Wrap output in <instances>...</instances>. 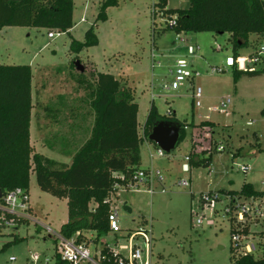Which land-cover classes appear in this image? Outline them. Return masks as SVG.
Wrapping results in <instances>:
<instances>
[{"label":"rangeland","instance_id":"1","mask_svg":"<svg viewBox=\"0 0 264 264\" xmlns=\"http://www.w3.org/2000/svg\"><path fill=\"white\" fill-rule=\"evenodd\" d=\"M104 1L73 0V28L69 32L31 27L0 30V64L30 66L32 70L34 108L30 142L33 151L70 163V155L91 132L93 112L85 85L92 82L98 72L114 75L138 103L140 128L154 106L160 116L174 117L187 129L183 141L162 158H149L150 153L157 151L154 143L149 141L142 145V168L149 169L152 177L158 172L163 184L152 180L153 195L149 194L147 185L120 193L117 208L121 232L116 235L110 232L95 243L90 242L91 256L95 254V247L101 250L104 246L127 256V251L119 248L128 245L126 234L143 229L151 231L149 264H231V228L228 216L223 217L226 201L216 204L214 214L202 208L200 199L208 192H238L245 184L264 192V114L261 113L264 110V75L245 76L236 86L233 72L237 68L226 64L227 59L234 56L230 34H177L169 28V18L156 6L157 0H117L116 6L107 8V20L96 22ZM188 6L189 0H167L166 8L186 9ZM95 22L98 44L75 52L72 41L84 42L87 30ZM50 32L54 33L53 38L48 37ZM189 46L198 47L195 55L188 54ZM261 46L264 47V34L250 35L248 43L239 47L236 59L248 57ZM78 61L83 72L76 66ZM177 61L188 65L189 77L195 72L199 76L193 80L186 78L174 91L164 85L173 80L170 71ZM213 67L225 71L212 75ZM82 78L86 84L79 83ZM238 87L239 95L236 96L235 88ZM197 88L202 91L199 107L193 104ZM228 98L231 104L221 107ZM46 107L58 110V122L50 120ZM204 121L213 122L215 127L193 126ZM249 121H254L253 126L246 125ZM49 122L52 130L48 128ZM75 126L77 136L78 128L81 129L79 145L70 146L58 140L53 147L47 144L48 138L55 133H61L57 135L60 139L65 134L69 137L67 130ZM194 136L203 139L205 148L212 144L207 166L193 167L185 161L192 150ZM63 139H67L66 135ZM218 145L224 147L222 152L215 150ZM235 153L239 154L233 157ZM183 164H187V171L183 170ZM242 166H249L250 170L243 172ZM181 180L188 181L189 186L179 187ZM29 196L39 212L38 219L59 231L68 220L67 201L40 192L34 174L30 177ZM125 206L131 209L130 213L124 210ZM198 219L201 220L199 225ZM211 221L213 224H209ZM252 232H264V217L252 226ZM90 234L88 238H96L95 233ZM135 244L143 250L145 258L142 238L138 237ZM55 247L56 243L42 227L29 224L18 230H4L0 233V264H33L31 255L35 253L43 258L38 264H45L46 258L47 264H56ZM10 257H14L15 262L10 263Z\"/></svg>","mask_w":264,"mask_h":264},{"label":"trees","instance_id":"2","mask_svg":"<svg viewBox=\"0 0 264 264\" xmlns=\"http://www.w3.org/2000/svg\"><path fill=\"white\" fill-rule=\"evenodd\" d=\"M117 4V0H105L96 22L106 21L107 8ZM166 5L167 0H157L156 6L168 20L176 18V25L169 28L177 34H230L233 58L237 57L239 47L248 43L250 35L264 34V0H189L188 8L174 10H168ZM73 7V0H0V30L31 27L69 32L73 28ZM96 22L87 30L84 42L72 41L75 52L98 44ZM241 40L243 42L239 43ZM261 75H264V69L252 73L235 69L234 84L243 76ZM32 79L30 66L0 64V191L2 195L16 188L29 192L30 177L34 174L40 192L67 201L68 220L60 228L62 235L70 238L78 234L79 242L95 243L100 236L110 233V208L105 199L119 181L117 176L129 178L142 169L141 147L145 140L148 141L155 124L162 120L178 123L179 143L185 137L186 125L174 117L160 116L152 106L141 134L137 120L139 106L132 92L123 89L114 75L98 72L92 82L87 83L83 78L79 80L81 84L87 83L85 90L94 118L90 136L68 165L33 151L30 142L34 108ZM45 111L52 122H56L53 119L59 116L58 110L46 107ZM261 113L264 114V110ZM198 126L205 129L213 124L205 121ZM205 154L203 152L189 162L193 167L207 166L211 153L207 157ZM235 156L238 154H233ZM219 192L264 198V192L256 191L250 184L243 185L238 192ZM250 228L247 225L243 232L248 234ZM90 233H95L96 238H88ZM253 234L264 237V232ZM259 249L257 255L233 254L231 264H264V245H259ZM101 257L103 264H113L108 246L101 249Z\"/></svg>","mask_w":264,"mask_h":264},{"label":"built area","instance_id":"3","mask_svg":"<svg viewBox=\"0 0 264 264\" xmlns=\"http://www.w3.org/2000/svg\"><path fill=\"white\" fill-rule=\"evenodd\" d=\"M176 25V18L173 17L169 20V26L173 27ZM49 38L54 37V33H48ZM198 50V47H196ZM196 49L192 46L188 47V54L190 56L195 55ZM227 66L236 67L237 71L242 72H255L257 70L264 69V47L261 46L255 52L250 54L248 57L243 59L228 58ZM188 65L184 61H177L173 70L170 74L173 76V80L169 85H164L166 89L178 90L181 83H183L186 78H188V73L186 72ZM224 68L213 67L211 68V74L222 73ZM199 76V73L195 72L191 77ZM202 91L197 88L193 94V100L196 107L200 106L199 99L201 98ZM231 104V99L228 98L225 102L221 103V107L225 108ZM218 111H221L218 109ZM254 121H249L246 123L247 126H253ZM187 126H185V130ZM202 140V141H201ZM203 139H199L196 136L193 138L192 153L185 157V161L189 162L191 159H196L198 156L202 155L203 152L206 154L211 153L212 144L210 143L209 148L203 147ZM200 148V149H198ZM216 151L222 152L224 147L218 145L215 148ZM164 151L157 146V151L153 154L150 153L149 158L153 160L154 158L164 157ZM196 155V157H192ZM189 168L187 164H183V170L187 171ZM241 170L247 172L250 170L249 166H242ZM118 182L113 185V190L110 192L108 197L105 199V203L109 205L110 212L108 215V227L109 231L113 234H118L121 232L119 226V215L117 203L120 193H126L130 191L137 190L141 185H147L149 187V194L153 195L154 190L152 189V180L155 179L160 185L163 184V178L159 176L157 172L154 177L149 169H139L129 178L123 176H117ZM179 187H188L189 183L186 180H181L178 183ZM164 192V188H162ZM0 233L4 230H18L22 225L32 224L34 226L42 227L49 238H52L56 243V251L54 255V261L56 264H103V258L101 257V250H97L95 247V254L92 257L89 250V242H79L78 234L67 238L62 235L60 229L59 231L54 230L50 225L42 223L37 214L35 213L33 206L30 202L29 192H26L22 188H16L0 198ZM201 205L202 208L210 209L214 214L216 212V204L221 203L223 200L226 204L223 207V217L228 216V222L231 228V249L236 256H249L257 255L260 251L259 245H264V237L253 234L252 226L259 223L264 217V198H255L247 196H231L226 193L221 192H208L201 195ZM197 225L201 224V220L196 221ZM213 224V222H209ZM250 225L249 233L243 232L244 228ZM151 231L140 229L134 234L127 233L128 245L120 246V250L127 251V256H124L118 250L109 247L110 259H112L113 264H149L151 257V238L149 236ZM251 236H257L258 239L254 240ZM92 237V236H91ZM141 237L144 243L145 258L143 256L144 252L136 244L135 240ZM97 255V256H96ZM41 254L31 255V261L33 264H38L42 260ZM48 259H44V263H48ZM10 263L15 262L14 257H10Z\"/></svg>","mask_w":264,"mask_h":264},{"label":"water","instance_id":"4","mask_svg":"<svg viewBox=\"0 0 264 264\" xmlns=\"http://www.w3.org/2000/svg\"><path fill=\"white\" fill-rule=\"evenodd\" d=\"M76 66L80 72H83L84 69L80 65L79 61ZM180 139V127L176 122L169 120H162L155 124L151 134L148 137V141L154 143L165 153L172 152L178 145ZM0 198H2V192L0 191ZM124 210L128 213L131 212V209L127 206L124 207Z\"/></svg>","mask_w":264,"mask_h":264},{"label":"crops","instance_id":"5","mask_svg":"<svg viewBox=\"0 0 264 264\" xmlns=\"http://www.w3.org/2000/svg\"><path fill=\"white\" fill-rule=\"evenodd\" d=\"M245 78V76H243V77H241L240 78V80L235 84L236 86L238 85L239 86V84L241 83V81L243 80ZM253 79V78H252ZM235 93H237L236 94V96L237 95H239V87H238V89L237 88H235ZM193 104H194V100H193ZM194 106H195V104H194ZM196 107V106H195ZM50 108V107H49ZM56 110V109H55ZM94 118V117H93ZM93 118H92V122H93ZM51 120V119H50ZM49 120V121H50ZM53 120H56V122H58L59 121V118H57V119H53ZM137 120H138V118H137ZM169 121H172V120H169ZM172 122H174V121H172ZM205 122V121H204ZM207 122H210V123H212L213 124V126H212V128H214L215 127V124L213 123V122H211V121H207ZM201 123H203V122H200L199 124H197L196 126H198V125H200ZM56 125V124H55ZM193 125H195V124H193ZM52 126L53 125H51V123L49 122V125H48V128L50 129V130H52ZM138 127H139V130H140V132H141V134L143 133V130H142V128H143V126L140 128V123L138 122ZM197 129V128H196ZM200 129H202V128H200ZM78 130H79V133H78V136H77V128H76V126L74 127V128H71L69 131L67 130V132L68 133H70V135H69V137L67 136V134H65L66 135V137H67V139L65 140V139H63L64 137H65V135H62V138L60 139V137H57V135H61V133H58V134H54V135H51V136H53V137H51V138H48L49 139V141L47 142V140H45L46 142H47V144L48 145H50L51 147H53V146H55V143H57V140L60 142V143H62L63 144V142L62 141H65V144L66 145H70V146H72V145H79L81 142H80V139H81V134H80V131H81V129L80 128H78ZM213 131V130H212ZM51 133H49V135H50ZM256 136V135H255ZM52 138L53 139H55V140H52ZM256 138L258 139V137L256 136ZM63 139V140H62ZM45 142V143H46ZM148 142L149 141H147V140H145L144 141V143H147L148 144ZM79 143V144H78ZM83 143H84V141H83ZM83 143H81L80 144V146L79 147H81V145L83 144ZM144 143H143V145H144ZM142 148V147H141ZM79 148H77L76 149V151L78 150ZM142 150V149H141ZM237 154H239V153H237ZM74 155V153L73 154H71L70 156H71V161H72V156ZM57 161V160H56ZM62 163H64V162H62ZM71 163V162H70ZM70 163H65V164H70ZM141 168H142V157H141ZM142 169H144V168H142ZM32 205V204H31ZM33 206V205H32ZM33 209H34V211H35V213L37 214V216H39V212L38 211H36L35 210V208L33 207Z\"/></svg>","mask_w":264,"mask_h":264}]
</instances>
